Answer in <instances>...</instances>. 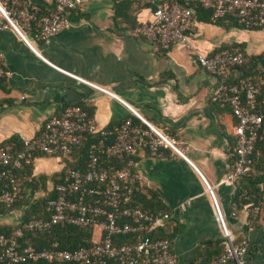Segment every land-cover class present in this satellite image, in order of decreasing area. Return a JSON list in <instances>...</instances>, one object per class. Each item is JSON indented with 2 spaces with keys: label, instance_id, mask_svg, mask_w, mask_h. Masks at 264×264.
I'll return each mask as SVG.
<instances>
[{
  "label": "crops",
  "instance_id": "1",
  "mask_svg": "<svg viewBox=\"0 0 264 264\" xmlns=\"http://www.w3.org/2000/svg\"><path fill=\"white\" fill-rule=\"evenodd\" d=\"M19 1L41 6L46 13L57 2ZM163 1L150 0L142 6L134 0H87L67 13L69 27L48 43L31 37L35 51L12 31H0L7 71L0 83V143H17L20 134L36 136L68 106L89 110L99 126L107 128L131 119L135 127L147 129L141 116L174 139L181 152L160 149L153 155L138 147L126 159L132 173L142 179L138 204L150 210L160 207L171 215L162 233L170 240L178 264H219L223 237L204 179L214 189L235 241L249 244L246 256L226 264H264V155L255 159L248 176L231 186L222 184L236 149L237 119L228 106L211 101L217 79L197 62L199 54H213L234 44L241 45L247 56L262 55L264 27L246 29L233 18L214 20L209 13L196 10L194 50L181 45L164 49L142 32ZM44 59L106 88L121 101L60 72ZM71 162L75 164L74 156H38L33 184L41 188L44 183L38 181L45 177L46 184L52 181L49 193ZM31 185L26 197L41 190ZM255 205L262 209L259 219L253 216ZM27 208L16 214L23 217ZM0 222L15 226L17 218L0 215ZM101 236L93 229L92 242Z\"/></svg>",
  "mask_w": 264,
  "mask_h": 264
},
{
  "label": "built area",
  "instance_id": "2",
  "mask_svg": "<svg viewBox=\"0 0 264 264\" xmlns=\"http://www.w3.org/2000/svg\"><path fill=\"white\" fill-rule=\"evenodd\" d=\"M86 1L57 0L53 11L42 14L38 6L28 1L0 0V31H12L35 51L31 37L34 41L48 43L69 27L67 13ZM135 1L142 6L150 3V0ZM196 7L211 11L214 20L233 18L246 29L264 27V0H165L153 10L142 32L164 49L181 45L193 51ZM4 61V54L0 52V83L7 76ZM197 62L217 79L211 101L228 106L237 119L236 149L222 181L231 186L252 172L253 155L257 145L264 142V97L252 77L232 81L246 63V52L240 46L220 49L214 55L199 54ZM49 64L120 100L106 88ZM138 117L147 129L135 127L131 119L109 129L100 127L94 115L83 107L68 106L60 116L49 119L36 136L20 134L19 147L14 142L0 143V207H13L26 198L27 187L35 182L33 169L38 156L67 159L77 153L86 139L93 138L88 145L85 169H69L49 192L48 218L24 221L15 208L8 213L17 218V227L10 233L0 234V264H178L170 240L152 236L166 227L170 213L163 211L153 215L147 209L133 206L134 195L143 190L142 179L132 173L131 163L124 167L119 164L138 147L148 149L153 155L160 149L181 152L174 139ZM204 182L224 239L225 252L218 263L240 261L247 255L249 244L235 241L214 189L205 179ZM236 210L234 203L233 217ZM259 212L260 206L253 210V216L257 217ZM57 226L97 229L102 236L91 246L75 250L61 249L58 242L38 250L26 236V233L50 232ZM129 236V242L120 243L121 237Z\"/></svg>",
  "mask_w": 264,
  "mask_h": 264
},
{
  "label": "trees",
  "instance_id": "3",
  "mask_svg": "<svg viewBox=\"0 0 264 264\" xmlns=\"http://www.w3.org/2000/svg\"><path fill=\"white\" fill-rule=\"evenodd\" d=\"M40 9H41L42 14H48L49 13V12L46 13L45 11H43V8L41 6H40ZM196 10L197 11L202 10L203 12H207V14L209 13V16L212 15L211 11L205 10L202 7H196ZM232 46L233 47L240 46L243 49V47L241 45H238V44H234ZM224 48H228V47H223L220 49H224ZM218 51H216V52H218ZM215 53L210 54V55H214ZM246 76H250L253 78L255 84L260 89L261 97H264V53L260 56H247L246 55V63L243 65V67H241L239 69V72L237 73V75L234 77V79L232 81L235 82V81H237V79L242 78V77H246ZM85 110L91 116H93L92 112H90L87 109H85ZM116 126H118V125L108 127V128L111 129V128H114ZM92 139L93 138L86 139L84 141L83 146H81L77 150V153H75L73 155L74 159H75V164H72V162L69 163L68 170L69 169H85L86 164H87V149H88V145L92 141ZM16 144H17V147H19L18 142ZM263 149H264V142H261L257 145V151L253 155L254 161L258 156L261 157L264 155ZM73 156H71V157H73ZM73 162H74V160H73ZM126 164H127V162L124 161V162H120L119 165H120V167H124V166H126ZM46 181H47V179L45 177H43V179L41 178L40 181H38V182L44 183V185H45ZM38 184H36V185L33 184L34 188L37 187L38 189H41V188H39ZM33 185H31V186H33ZM139 194H140V192L136 193L134 195L132 205L143 208L141 205L138 204V201L136 200V197ZM47 200L48 199L42 200L43 204L45 205V207L42 209V208H40L41 207V201L32 202V200L30 198L26 197L24 200L20 201L19 203H17L13 207H6V206L0 207V215H6L13 208H17L18 206L24 207V206L28 205V208H27L24 216L22 217V220L27 221V220H30L33 218H48L49 212L46 209ZM257 206L255 205L254 207H257ZM144 209H147V208H144ZM147 210H149L150 213L153 215H156L159 212H163V211H161L162 209H160V207H157L155 210H150V209H147ZM261 213H262V209L260 208L259 215L257 216L258 219H259ZM16 227L17 226H7L6 224L0 225V234L10 233ZM165 228L166 227H164L162 229H165ZM162 229L153 233L152 236L159 237V238H165L163 236ZM26 236L28 238H31L34 246L38 250H43V249L49 248L50 245H52V243H54V242H58L61 249H67V250H75V249H78L81 247L91 246L93 244V242H92L93 229H91V228H78V227H74V226H66V227L57 226L50 232L30 234V235L26 233ZM130 239H131L130 236L129 237H121L119 241H120V243H127L130 241ZM237 243H241V242H237ZM224 252H225V245H224V239H223V250H222V253L219 255V257L217 258V261L224 254ZM37 264H39V263H37ZM57 264H67V263H63V262L61 263L60 262Z\"/></svg>",
  "mask_w": 264,
  "mask_h": 264
},
{
  "label": "rangeland",
  "instance_id": "4",
  "mask_svg": "<svg viewBox=\"0 0 264 264\" xmlns=\"http://www.w3.org/2000/svg\"><path fill=\"white\" fill-rule=\"evenodd\" d=\"M49 185H52V181L47 182V184H45V186L44 185L41 186V190H38L39 191L38 193H35L31 197H28V198H30L32 200V202L41 201V207L40 208H42V209L45 207V205L43 204V201L42 200H46V199H48L50 197V194L48 193V190H47V187ZM22 208L23 207L18 206L16 208V210H19L20 211V210H22ZM0 223H2V222H0Z\"/></svg>",
  "mask_w": 264,
  "mask_h": 264
}]
</instances>
